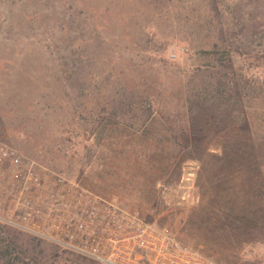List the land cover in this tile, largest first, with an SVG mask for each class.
<instances>
[{
	"label": "rangeland",
	"instance_id": "374dc122",
	"mask_svg": "<svg viewBox=\"0 0 264 264\" xmlns=\"http://www.w3.org/2000/svg\"><path fill=\"white\" fill-rule=\"evenodd\" d=\"M0 142L264 264V0H0ZM0 264L88 262L0 226Z\"/></svg>",
	"mask_w": 264,
	"mask_h": 264
},
{
	"label": "built area",
	"instance_id": "2783aa9c",
	"mask_svg": "<svg viewBox=\"0 0 264 264\" xmlns=\"http://www.w3.org/2000/svg\"><path fill=\"white\" fill-rule=\"evenodd\" d=\"M0 226L88 264H220L116 196H101L0 142Z\"/></svg>",
	"mask_w": 264,
	"mask_h": 264
}]
</instances>
